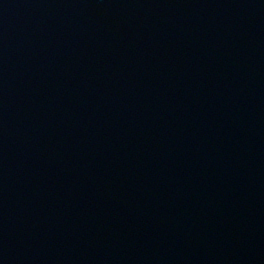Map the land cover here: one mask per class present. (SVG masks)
Masks as SVG:
<instances>
[{"label": "water", "instance_id": "water-1", "mask_svg": "<svg viewBox=\"0 0 264 264\" xmlns=\"http://www.w3.org/2000/svg\"><path fill=\"white\" fill-rule=\"evenodd\" d=\"M0 264H264V0H0Z\"/></svg>", "mask_w": 264, "mask_h": 264}]
</instances>
